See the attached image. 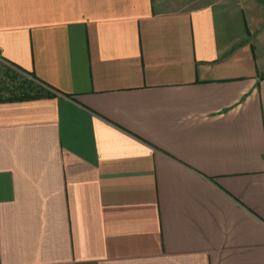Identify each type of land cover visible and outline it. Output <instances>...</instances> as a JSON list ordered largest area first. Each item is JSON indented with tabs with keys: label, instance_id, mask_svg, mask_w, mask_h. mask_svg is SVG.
Masks as SVG:
<instances>
[{
	"label": "crops",
	"instance_id": "1",
	"mask_svg": "<svg viewBox=\"0 0 264 264\" xmlns=\"http://www.w3.org/2000/svg\"><path fill=\"white\" fill-rule=\"evenodd\" d=\"M0 55V264H264V0H0Z\"/></svg>",
	"mask_w": 264,
	"mask_h": 264
},
{
	"label": "rangeland",
	"instance_id": "2",
	"mask_svg": "<svg viewBox=\"0 0 264 264\" xmlns=\"http://www.w3.org/2000/svg\"><path fill=\"white\" fill-rule=\"evenodd\" d=\"M39 85L17 69L11 68L5 61L0 59V96L7 99L20 95L30 88L31 85ZM37 94V93H36Z\"/></svg>",
	"mask_w": 264,
	"mask_h": 264
},
{
	"label": "trees",
	"instance_id": "3",
	"mask_svg": "<svg viewBox=\"0 0 264 264\" xmlns=\"http://www.w3.org/2000/svg\"><path fill=\"white\" fill-rule=\"evenodd\" d=\"M33 80V79H32ZM44 89L45 87L42 86V85H31L30 88H27V90H25V92L23 94H20V95H15L13 96V98H25V97H31V96H36V93L40 94V93H44ZM32 92L34 94H32ZM3 97L0 96V100H2Z\"/></svg>",
	"mask_w": 264,
	"mask_h": 264
},
{
	"label": "built area",
	"instance_id": "4",
	"mask_svg": "<svg viewBox=\"0 0 264 264\" xmlns=\"http://www.w3.org/2000/svg\"><path fill=\"white\" fill-rule=\"evenodd\" d=\"M0 59L3 60L2 57H1V55H0ZM3 61H4V60H3ZM8 65H9V64H8ZM9 66H10V65H9ZM10 67H12L13 69H15L13 66H10Z\"/></svg>",
	"mask_w": 264,
	"mask_h": 264
}]
</instances>
